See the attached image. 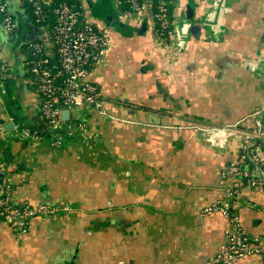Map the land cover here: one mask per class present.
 <instances>
[{"label": "crops", "instance_id": "crops-1", "mask_svg": "<svg viewBox=\"0 0 264 264\" xmlns=\"http://www.w3.org/2000/svg\"><path fill=\"white\" fill-rule=\"evenodd\" d=\"M118 1L110 11L90 7L111 32L88 75L103 112L85 105L63 118L62 110L54 132L27 81L25 49L39 40L54 57L52 18L33 25L25 0H6L15 28L6 33L0 14L10 66L0 80L1 133L8 125L22 136L0 148V184L9 185L18 205L68 210L32 217L24 233L0 220V264H211L226 243L228 221L202 210L224 200L232 179L222 180L221 172L230 162L256 172L240 159L254 142L229 139L222 149L199 127L254 128L252 112L264 102V0H189L190 20L188 0H175V20L190 22L176 47L156 41L150 19L145 28L142 19L114 25ZM74 112L81 126L72 122ZM57 138L61 144H51ZM260 148L264 156V143ZM240 187L233 209L264 248V190ZM263 258L253 253L236 264H264Z\"/></svg>", "mask_w": 264, "mask_h": 264}, {"label": "built area", "instance_id": "built-area-1", "mask_svg": "<svg viewBox=\"0 0 264 264\" xmlns=\"http://www.w3.org/2000/svg\"><path fill=\"white\" fill-rule=\"evenodd\" d=\"M25 1L33 8L35 23L52 18L49 38L54 47V57L45 54L43 43H28L25 47L27 53L31 54V56L28 54L30 58L27 59V81L34 86L40 97L39 111L48 129L54 132L59 129L62 110L71 113L86 105L102 113L97 86L88 79V75L107 45L109 37L107 26L99 27L87 20L84 7L54 3L51 0ZM174 1L125 0L127 6L124 10L118 11L116 19H142L146 11L156 41L171 42L176 47L175 42L180 40V35L174 27L176 22L172 12ZM43 5L51 6V15L45 13ZM0 14L5 32H12L15 20L7 9L6 0H0ZM182 30H187V23L183 24ZM9 74L10 66L2 55L0 45V80ZM252 117L254 128L250 130H240L231 125H212L206 129L209 135L218 138L217 143L223 136L228 139L231 136L235 139L253 141V145L245 144L240 159L248 161L256 168L255 173H250L242 169L238 162H230L221 172L222 180L232 179L230 186L225 189L224 200L216 201L202 210L204 213L218 212L229 223L225 230L226 243L213 257L211 264H236L239 259L253 253L264 254V248L260 246V237H249L238 217L233 215V206L241 198L239 180H243L252 189L264 190V156L260 148L264 143V102L252 112ZM71 120L77 126L82 125L78 113L74 112ZM32 132L35 134V131ZM51 144L60 145L61 140L57 138ZM3 167L4 162L0 160V171ZM66 210L68 206L59 208L43 203L18 205L10 196L9 185L0 184V220L18 228L21 233L26 232L32 217L49 216Z\"/></svg>", "mask_w": 264, "mask_h": 264}, {"label": "water", "instance_id": "water-1", "mask_svg": "<svg viewBox=\"0 0 264 264\" xmlns=\"http://www.w3.org/2000/svg\"><path fill=\"white\" fill-rule=\"evenodd\" d=\"M89 1L88 0H83V4H84V13H85V18L99 26H102L104 27L105 24H102L101 23V20H96V19H93L92 15H91V9H90V6H89ZM186 16L187 18L190 20L193 18V5L191 3V1L188 0V2L186 3ZM109 18V16H108ZM131 19L129 18H124V19H116V17L114 18V25L118 26L120 23H124V22H129ZM149 23V14L148 12L145 11L144 13V16L142 18V22H141V26L143 28L146 27L145 23ZM186 22V21H185ZM188 24H190V22H187ZM112 26V23L109 27ZM192 32L193 31H197V27L195 25H192L191 29H190ZM1 35V33H0ZM15 35H10V39H13ZM9 38V37H8ZM8 38L6 37L5 38V43H6V40H8ZM264 61V59H262ZM101 110H102V104H101ZM61 116L63 118H67L69 117V111L68 110H65V111H62V114ZM254 122V121H253ZM235 124V125H234ZM221 125H231L233 126L234 128H237V129H240V130H250L251 128H245L244 126L241 125L240 122H231V123H224V124H221ZM212 126V125H211ZM211 126H200V130L201 132L205 135V137H208V139H212V141L216 142L218 140V138L212 136V135H209L208 131H206V129L210 128ZM11 127V126H10ZM197 127V126H196ZM254 127V126H253ZM12 128L9 129L8 125H6L4 128H3V133H0V148L4 145H7L11 140H13V138H16V137H21L22 133L19 131L18 133H11V130ZM16 129H19L16 127ZM10 131V132H9ZM22 131V130H21ZM229 139H234V137H229ZM227 137L223 136L220 138V142L218 143V146L221 147L222 149H225L227 147V141L229 140ZM241 140V139H239ZM5 172H2L0 173V175H4ZM218 213V212H216ZM220 214V213H219ZM233 215L237 216L238 217V214L236 211L233 212ZM238 220H239V217H238Z\"/></svg>", "mask_w": 264, "mask_h": 264}, {"label": "trees", "instance_id": "trees-1", "mask_svg": "<svg viewBox=\"0 0 264 264\" xmlns=\"http://www.w3.org/2000/svg\"><path fill=\"white\" fill-rule=\"evenodd\" d=\"M51 1L54 2V3H67V4H74L77 7H83V2H81L82 0H51ZM26 6H27V10L29 12V15H30V18H31V22L33 23V25L42 26V25L47 24V21H44L42 23H35L34 19L36 17L33 14V8L29 4H27ZM117 6H119V11H122V10H124L126 8L127 5H126L125 0H120V1H118ZM43 10L45 11L46 14L50 15V13L48 12V9H47V5H43ZM40 42L41 41L38 40V41H34L32 43H40ZM42 53H43V51H42ZM28 54L31 56L30 52H28L27 55ZM29 55L26 58V73L27 74H28L27 59L30 58ZM43 55H44V53H43ZM239 184H240V186L246 185L243 182V180H239Z\"/></svg>", "mask_w": 264, "mask_h": 264}, {"label": "rangeland", "instance_id": "rangeland-1", "mask_svg": "<svg viewBox=\"0 0 264 264\" xmlns=\"http://www.w3.org/2000/svg\"><path fill=\"white\" fill-rule=\"evenodd\" d=\"M94 2L95 3H97L98 5H97V9H100L101 11H103V7H105V9L106 10H111L112 9V7H113V0H100V2H98V0H94ZM175 4V1H174V3H173V5ZM91 13H92V11H91ZM174 16V15H173ZM174 18H175V16H174ZM183 24H184V22H183V20L180 22V23H178L177 21L175 22V24H174V27H175V29H176V31L179 33V35H182L181 33V29H182V26H183ZM181 37V36H180ZM183 39L182 38H180V40H178V41H176L175 43H176V45H179V43L182 41Z\"/></svg>", "mask_w": 264, "mask_h": 264}, {"label": "flooded vegetation", "instance_id": "flooded-vegetation-1", "mask_svg": "<svg viewBox=\"0 0 264 264\" xmlns=\"http://www.w3.org/2000/svg\"><path fill=\"white\" fill-rule=\"evenodd\" d=\"M89 2V6L90 7H92V9H94L95 11H94V13L95 12H97V11H99V9L98 10H96L97 9V3H95L94 2V0H88ZM96 4V5H95ZM96 8V9H95ZM116 15H117V13H116ZM133 20H136V19H133ZM95 24V23H94ZM98 27V26H97ZM99 27H102V26H99ZM150 27H151V25H150ZM143 28V27H142ZM108 29V28H107ZM151 29H152V27H151ZM150 29V30H151ZM108 31H109V29H108ZM111 32L109 31V34H110ZM168 43H171V42H168ZM108 47H109V37H108V41H107V45H106V47H105V49H104V51H103V53H102V55H101V57H100V59H99V61L92 67V69H94L96 66H98L99 64H100V62L102 61V59H103V56H104V53H105V51L108 49ZM91 69V70H92ZM96 85V84H95ZM97 86V85H96ZM97 90H98V94H99V89H98V86H97ZM100 97V96H99Z\"/></svg>", "mask_w": 264, "mask_h": 264}]
</instances>
